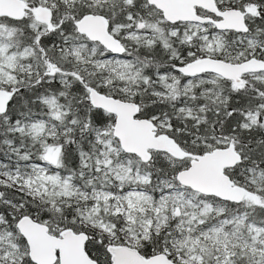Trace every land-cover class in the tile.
<instances>
[{"label": "snow or ice", "instance_id": "1", "mask_svg": "<svg viewBox=\"0 0 264 264\" xmlns=\"http://www.w3.org/2000/svg\"><path fill=\"white\" fill-rule=\"evenodd\" d=\"M0 264H264V0H0Z\"/></svg>", "mask_w": 264, "mask_h": 264}]
</instances>
